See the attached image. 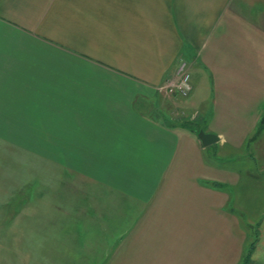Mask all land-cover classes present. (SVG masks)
Returning <instances> with one entry per match:
<instances>
[{"label":"crops","instance_id":"crops-1","mask_svg":"<svg viewBox=\"0 0 264 264\" xmlns=\"http://www.w3.org/2000/svg\"><path fill=\"white\" fill-rule=\"evenodd\" d=\"M184 60L192 91L161 90ZM262 113L264 0H0V129L58 149L63 227L94 230L74 235L81 258L239 264L249 166L198 131L225 151L259 138Z\"/></svg>","mask_w":264,"mask_h":264},{"label":"rangeland","instance_id":"rangeland-1","mask_svg":"<svg viewBox=\"0 0 264 264\" xmlns=\"http://www.w3.org/2000/svg\"><path fill=\"white\" fill-rule=\"evenodd\" d=\"M205 107L209 109L210 104ZM204 115H199L197 124ZM207 123L208 127L210 123ZM187 125L195 127L191 123ZM193 129L198 131L196 127ZM258 129V139L242 141L240 146L227 144L225 151L216 142L210 146L218 163L249 166L241 181L245 190L243 212L245 220L252 222L247 225L250 241L255 239V232L259 235L256 261L264 264V168L261 165L264 161L256 158L257 150L264 154V123ZM49 147V140H19V129H0V264H64L68 253L70 264H87V261L95 264L101 260L95 256L81 258L80 242L74 239L75 234L78 237L81 233L84 239L88 232L94 233L92 226H73L67 232L63 227L61 219L65 210L56 206L63 200L67 182L74 178L64 174L62 163L51 158L50 152L58 149L48 150ZM244 153L248 154L246 160L243 157L245 161L239 158ZM69 188L68 196L73 195ZM239 189L240 185L233 188L234 197ZM59 233H65L69 240H57ZM84 240L81 244L90 243Z\"/></svg>","mask_w":264,"mask_h":264},{"label":"built area","instance_id":"built-area-1","mask_svg":"<svg viewBox=\"0 0 264 264\" xmlns=\"http://www.w3.org/2000/svg\"><path fill=\"white\" fill-rule=\"evenodd\" d=\"M192 87L191 73L187 61L184 60L178 65L175 74L161 84L160 89L167 93L178 92L182 95H188Z\"/></svg>","mask_w":264,"mask_h":264},{"label":"trees","instance_id":"trees-1","mask_svg":"<svg viewBox=\"0 0 264 264\" xmlns=\"http://www.w3.org/2000/svg\"><path fill=\"white\" fill-rule=\"evenodd\" d=\"M194 130L197 131L196 129H194ZM254 237H255V239L252 241H250L251 239L249 238L248 241H250V242H247V244L245 246L244 254H243L239 264H252V254L254 252V249H255L256 243L258 242V237H259L257 232H255Z\"/></svg>","mask_w":264,"mask_h":264},{"label":"water","instance_id":"water-1","mask_svg":"<svg viewBox=\"0 0 264 264\" xmlns=\"http://www.w3.org/2000/svg\"><path fill=\"white\" fill-rule=\"evenodd\" d=\"M198 136L201 139V142L204 146L215 143V142L219 141V139H220L218 134L213 133V132H206L203 129H200L198 131Z\"/></svg>","mask_w":264,"mask_h":264}]
</instances>
